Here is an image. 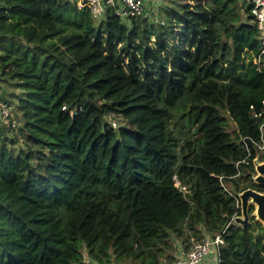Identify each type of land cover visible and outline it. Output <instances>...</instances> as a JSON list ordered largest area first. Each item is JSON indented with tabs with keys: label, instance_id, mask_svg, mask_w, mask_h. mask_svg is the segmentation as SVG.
Instances as JSON below:
<instances>
[{
	"label": "trees",
	"instance_id": "1",
	"mask_svg": "<svg viewBox=\"0 0 264 264\" xmlns=\"http://www.w3.org/2000/svg\"><path fill=\"white\" fill-rule=\"evenodd\" d=\"M248 3L170 0L125 23L77 0H0V81L21 91L17 127L0 120V264H172L240 215L238 193L264 192L243 142L264 100ZM220 264H264L252 215Z\"/></svg>",
	"mask_w": 264,
	"mask_h": 264
},
{
	"label": "built area",
	"instance_id": "2",
	"mask_svg": "<svg viewBox=\"0 0 264 264\" xmlns=\"http://www.w3.org/2000/svg\"><path fill=\"white\" fill-rule=\"evenodd\" d=\"M155 3L154 0H81L77 1V7L87 8L94 21H100L108 8H113L114 15L120 20L127 23L135 17L142 16L146 11L149 3ZM157 3L160 0L156 1ZM249 9L246 13V22L253 26L256 30V38L259 42V54L254 58V63L258 65L260 70L262 66L259 63V57L264 54V0H249ZM3 103L0 99V113L2 122L9 128L14 129L17 125L13 118L10 107ZM9 107V108H8ZM263 109L255 111L253 106H250V115L253 118H260L261 122L258 127L259 139L254 140L251 138H243L244 145L248 150L247 139L255 147L256 155L264 154V100L262 101ZM109 121L112 128H117V120L114 114L110 113ZM174 187L181 193H188L187 188L180 183L177 176L172 177ZM236 206L240 208L238 197L236 198ZM238 216L234 213L231 218L226 222L220 231L214 234H204L199 240L192 241L187 250L183 248L175 254L172 264H220L221 263V249L224 245V235L229 226L233 223L234 218Z\"/></svg>",
	"mask_w": 264,
	"mask_h": 264
},
{
	"label": "water",
	"instance_id": "3",
	"mask_svg": "<svg viewBox=\"0 0 264 264\" xmlns=\"http://www.w3.org/2000/svg\"><path fill=\"white\" fill-rule=\"evenodd\" d=\"M252 164L254 168L253 182L264 187V160H260L259 155H256ZM237 197L240 202V215L234 218V224L244 227L249 219V206L253 205L255 209L252 216L264 229V192L249 188L238 193Z\"/></svg>",
	"mask_w": 264,
	"mask_h": 264
},
{
	"label": "rangeland",
	"instance_id": "4",
	"mask_svg": "<svg viewBox=\"0 0 264 264\" xmlns=\"http://www.w3.org/2000/svg\"><path fill=\"white\" fill-rule=\"evenodd\" d=\"M78 2H80L81 0H77ZM155 3H149V9L150 11L147 12L146 16L149 18V20L151 21L154 17H158L159 19H162L163 17V11L162 9H160V7H163L164 5L166 4H169L170 3V0H160V2H156L157 0H154ZM246 14H244V18H245ZM2 92H6V94H1ZM20 89H18L17 87L15 86H12V85H9L8 83L6 82H3V81H0V96L6 101H4L3 103H7L8 100L12 99L11 101V108H9L11 111H12V114L14 112V107H15V96L16 95H19L20 94ZM8 104V103H7ZM7 106V105H6ZM1 113H0V120H1ZM14 119V118H12ZM15 120V119H14ZM117 120V119H116ZM2 121V120H1ZM15 122H17L15 120ZM3 123V122H2ZM4 124V123H3ZM5 128L6 129H9L5 124H4ZM17 127V125H16ZM15 127V128H16ZM11 131H13V129H9ZM15 132V131H14ZM15 133H10V136H14ZM21 139L19 140V142L17 144L14 145L15 148L19 147L20 146V143H21ZM253 206V205H252ZM250 207L251 205L249 206V209H248V214H249V210H250ZM253 209H255V206H253ZM254 211L252 212V214H249V219L251 218V215H253ZM176 241V240H175ZM174 241V242H175ZM176 244V242H175ZM178 247H183V245H181V242L180 241H177V244H176ZM176 254V253H175ZM164 262L167 263L168 262V259H164Z\"/></svg>",
	"mask_w": 264,
	"mask_h": 264
}]
</instances>
